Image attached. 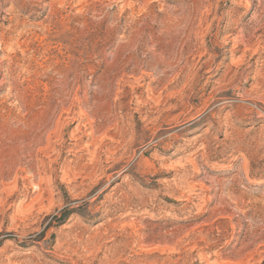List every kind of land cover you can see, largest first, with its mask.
<instances>
[{
  "label": "rangeland",
  "instance_id": "rangeland-1",
  "mask_svg": "<svg viewBox=\"0 0 264 264\" xmlns=\"http://www.w3.org/2000/svg\"><path fill=\"white\" fill-rule=\"evenodd\" d=\"M0 264H264V0H0Z\"/></svg>",
  "mask_w": 264,
  "mask_h": 264
}]
</instances>
